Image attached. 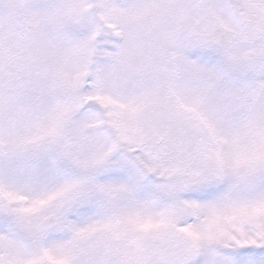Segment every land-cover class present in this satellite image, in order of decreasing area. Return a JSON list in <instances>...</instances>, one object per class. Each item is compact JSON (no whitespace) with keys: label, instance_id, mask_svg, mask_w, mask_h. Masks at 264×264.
I'll return each mask as SVG.
<instances>
[{"label":"snow or ice","instance_id":"6c2138e0","mask_svg":"<svg viewBox=\"0 0 264 264\" xmlns=\"http://www.w3.org/2000/svg\"><path fill=\"white\" fill-rule=\"evenodd\" d=\"M0 264H264V0H0Z\"/></svg>","mask_w":264,"mask_h":264}]
</instances>
